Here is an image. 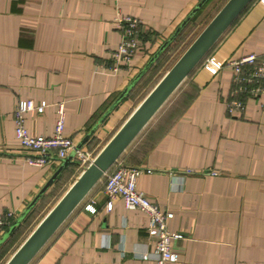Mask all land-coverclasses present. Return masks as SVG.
I'll return each instance as SVG.
<instances>
[{
	"label": "crops",
	"instance_id": "1",
	"mask_svg": "<svg viewBox=\"0 0 264 264\" xmlns=\"http://www.w3.org/2000/svg\"><path fill=\"white\" fill-rule=\"evenodd\" d=\"M199 1L0 0V215L11 211L14 221L41 191L21 224L82 169L72 155L45 166L25 161L14 134L17 101L46 103L25 116L28 132L45 136L63 102L64 135L95 154L137 104L142 74L121 93L213 0L190 15ZM119 15L141 20L140 46L114 69ZM248 53L264 57L261 0L250 1L119 157L143 169L137 188L173 212L169 228L180 236L170 264H264V94L242 96V110L230 115V68L203 66L208 56L225 62ZM147 226V215L120 197L108 208L98 182L29 264H155Z\"/></svg>",
	"mask_w": 264,
	"mask_h": 264
},
{
	"label": "built area",
	"instance_id": "2",
	"mask_svg": "<svg viewBox=\"0 0 264 264\" xmlns=\"http://www.w3.org/2000/svg\"><path fill=\"white\" fill-rule=\"evenodd\" d=\"M264 2V0H261ZM121 29V40L117 48L111 53L118 64L128 62L139 51L140 40L136 35V28L141 20L130 15H119L116 18ZM203 66L209 72H215L223 67H229L233 82V89L225 100L227 112L234 115L243 108L244 97H256L264 94V57L255 53H248L240 58L229 59L225 62L205 57ZM46 103L34 104L31 100H18L13 110L14 134L20 148L25 154V161L35 166H45L54 159H64L72 155L83 168L93 158L94 152L89 148L77 146L69 136L64 135L65 112L63 102L57 104V119L51 136L36 135L28 132L25 126V116L29 111L42 112ZM143 171L139 166L125 164L117 160L103 175L102 192L107 199V207H111V200L120 197L125 207L143 211L148 217L147 232L153 238L155 264H170L176 259L173 241L180 236L169 228V221L173 212L163 209L159 202L151 200L136 181ZM216 174L215 171L211 172ZM94 210L93 207L90 208ZM14 219L13 212L7 211L0 215V233L8 227ZM146 256V254H143Z\"/></svg>",
	"mask_w": 264,
	"mask_h": 264
},
{
	"label": "water",
	"instance_id": "3",
	"mask_svg": "<svg viewBox=\"0 0 264 264\" xmlns=\"http://www.w3.org/2000/svg\"><path fill=\"white\" fill-rule=\"evenodd\" d=\"M203 1L204 0H200L198 2L190 15L203 3ZM250 1L251 0H225L222 3L175 61L135 105L132 111L112 133L103 146L94 154L92 160L81 169L73 181L56 199L3 264H29L35 258L75 208L82 202L89 191L119 159L122 153L128 148V146H130L144 127L163 107L180 84L199 64ZM190 15L186 19H188ZM174 35L175 34H173L171 38ZM167 43L168 41H166L150 58L142 70H140V72L128 84L118 99L124 96L138 77L149 68L155 57L162 51ZM116 102L117 100L110 106V108L113 107ZM77 146L80 145L77 144ZM48 183L49 181L47 184ZM40 193L41 191L3 232L0 238V243L15 229L23 216L38 199Z\"/></svg>",
	"mask_w": 264,
	"mask_h": 264
},
{
	"label": "rangeland",
	"instance_id": "4",
	"mask_svg": "<svg viewBox=\"0 0 264 264\" xmlns=\"http://www.w3.org/2000/svg\"><path fill=\"white\" fill-rule=\"evenodd\" d=\"M225 0H213L209 5L206 6V11L200 17L199 23L196 25H191L184 33L180 35L174 46L169 47L161 58L148 70L147 73L142 77L137 89H136V103H138L142 97L149 91V89L156 83V81L161 77V75L168 69V67L175 61V59L180 55L184 48L189 44V42L195 37V35L200 31V29L206 24V22L211 18L215 11L222 5ZM205 9V7H204ZM203 9V10H204ZM67 182H63L66 185ZM64 187V186H63ZM66 187V186H65ZM65 190H61L60 194L51 203H48L34 211L17 229L16 233L11 237V239L6 243L4 248L0 251V264L9 257V255L14 251V249L22 242V240L27 236V234L32 230L40 218L47 212L51 205L56 201V199Z\"/></svg>",
	"mask_w": 264,
	"mask_h": 264
},
{
	"label": "trees",
	"instance_id": "5",
	"mask_svg": "<svg viewBox=\"0 0 264 264\" xmlns=\"http://www.w3.org/2000/svg\"><path fill=\"white\" fill-rule=\"evenodd\" d=\"M176 42H177V41H176ZM176 42L173 43V41H172L171 44H170V46L168 45V48L174 46V44H176ZM168 48H166V50H163L162 52H160V53L158 54V56L156 57V59H155V61H154V65H155V63H157V61L161 58V56L163 55V53H165V52L167 51ZM146 71H147V70H146ZM146 71H144V72L142 73V75L139 77V79L136 81V83H137L139 80L142 79V77L145 75V72H146ZM29 216H30V215L28 214V215L24 218V220L22 221V223H23V222H24ZM12 221H13V220H12ZM22 223H21V224H22ZM21 224H19V225L16 226V228L10 233V236L7 238V240L4 242V244H3L2 246H5V245H6V243H7V242L11 239V237L16 233L18 227H19ZM0 250H1V247H0Z\"/></svg>",
	"mask_w": 264,
	"mask_h": 264
}]
</instances>
